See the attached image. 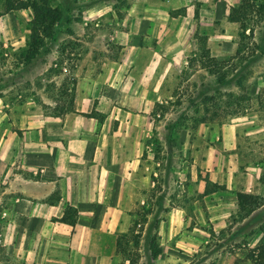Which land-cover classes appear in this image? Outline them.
Here are the masks:
<instances>
[{"label":"rangeland","instance_id":"1","mask_svg":"<svg viewBox=\"0 0 264 264\" xmlns=\"http://www.w3.org/2000/svg\"><path fill=\"white\" fill-rule=\"evenodd\" d=\"M49 1L63 9L65 18L42 60L25 55L31 11L0 19V85L18 84L5 96L15 104L46 101L48 114L65 112L70 106L65 91L75 88L77 71L99 75L106 65L123 60L135 72L140 62L152 73L157 70L162 102H155L149 115L152 132L141 169L155 183L139 192L130 212L131 226L141 221L136 230L142 238L129 252L137 264H147L144 220L161 198L170 212L162 215L157 233L163 253L153 264H252L248 251L264 236L236 235L234 194L251 191L264 200V20L259 24L255 15L241 41L240 24L230 23L227 15L242 0ZM146 20H152L149 30ZM133 27L137 36H129ZM183 28L188 43L182 51ZM139 36L146 42L139 44ZM205 38L212 56L223 63L218 76L200 64ZM223 179L232 191L204 195L207 181ZM6 203L0 199V245L5 247L0 264L11 261L1 220ZM119 264L131 263L121 256Z\"/></svg>","mask_w":264,"mask_h":264},{"label":"crops","instance_id":"2","mask_svg":"<svg viewBox=\"0 0 264 264\" xmlns=\"http://www.w3.org/2000/svg\"><path fill=\"white\" fill-rule=\"evenodd\" d=\"M187 31H179L182 51ZM140 63L137 72L124 60L99 75L77 71L76 112L59 117L46 113V101H10L5 95L18 84L0 91V199L7 202L1 220L9 264H119L118 236L131 228L139 192L155 183L141 169L162 77ZM93 112L104 123L85 116ZM67 206L79 211L75 227L54 221Z\"/></svg>","mask_w":264,"mask_h":264},{"label":"trees","instance_id":"3","mask_svg":"<svg viewBox=\"0 0 264 264\" xmlns=\"http://www.w3.org/2000/svg\"><path fill=\"white\" fill-rule=\"evenodd\" d=\"M31 11L32 20L29 24V36L27 38V51L25 55L28 60H42L44 53L50 50L51 43L54 41V33L63 26L65 14L63 9L55 8L49 0H4V11L0 12V19L11 12ZM258 15L260 24L264 20V0H242L238 5L232 6L229 9L227 19L230 23L240 24L242 32L240 34L241 41L246 38V32L249 29L248 22ZM175 17L174 14H171ZM251 33H254V28H250ZM201 60L200 64L203 69L208 70L211 74L220 75L223 63L219 62L212 56L210 49L207 46V38L203 39L200 47ZM223 82V80L221 81ZM8 84L0 85V91L6 88ZM69 97L70 106L65 112L53 111L48 114L54 117L66 113H74L75 111V88L70 91H65ZM90 118H96L99 123H104L105 116L93 112L85 114ZM219 191H227L225 185L212 183L207 181L205 196L217 193ZM237 220H236V235L244 232L247 236H253L257 231L264 236V220H260V210L264 207V200L261 196L237 192ZM59 200V198H58ZM161 198L157 200V209L149 210L144 220L148 222V227L145 232V255L147 256V264L153 262L162 255L163 249L158 243V229L163 222L162 215L168 214L170 209L167 208ZM152 215L151 220L147 216ZM79 211L77 208L67 206L64 215L61 219H54L55 222L75 227L78 223ZM141 226V221H133L130 230L127 233L120 234L117 239V253L123 257L124 261H129L131 264H137L133 255L129 252L131 243L139 244L142 238V232L137 231L136 227ZM0 251L5 252V247L0 245ZM248 257L252 264H264V240L255 248L249 249Z\"/></svg>","mask_w":264,"mask_h":264}]
</instances>
